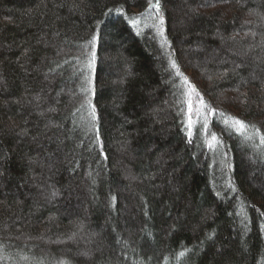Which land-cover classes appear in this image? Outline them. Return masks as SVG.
I'll use <instances>...</instances> for the list:
<instances>
[{
    "label": "trees",
    "instance_id": "trees-1",
    "mask_svg": "<svg viewBox=\"0 0 264 264\" xmlns=\"http://www.w3.org/2000/svg\"><path fill=\"white\" fill-rule=\"evenodd\" d=\"M158 2L0 0V264H264V0Z\"/></svg>",
    "mask_w": 264,
    "mask_h": 264
},
{
    "label": "snow or ice",
    "instance_id": "snow-or-ice-1",
    "mask_svg": "<svg viewBox=\"0 0 264 264\" xmlns=\"http://www.w3.org/2000/svg\"><path fill=\"white\" fill-rule=\"evenodd\" d=\"M155 6H156V7H159V2H158V0H157V3H156ZM149 7H152V5L150 4ZM92 115H93V118H95V112H94V110H93ZM235 122H236V124L240 125L241 128L246 127V125L244 124L243 121L236 120ZM213 138L215 139V137H213ZM261 140H262V142H264V136L261 137Z\"/></svg>",
    "mask_w": 264,
    "mask_h": 264
}]
</instances>
